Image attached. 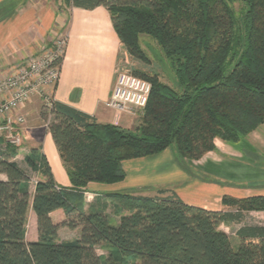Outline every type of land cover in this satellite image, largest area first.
Wrapping results in <instances>:
<instances>
[{
    "label": "trees",
    "instance_id": "trees-1",
    "mask_svg": "<svg viewBox=\"0 0 264 264\" xmlns=\"http://www.w3.org/2000/svg\"><path fill=\"white\" fill-rule=\"evenodd\" d=\"M70 9L108 10L129 54L144 63L140 37L152 38L171 63L176 85L140 74L151 94L135 131L99 124L69 106L45 107L46 122L72 190L59 188L46 157L33 149L31 176L14 162L19 148L0 140V264H114L97 249H113L141 264H264V226L236 232L235 247L221 225L241 224L245 213L264 212V196L223 198L236 212L185 204L172 190L154 196L131 193L108 198L119 223L86 211L89 184L124 182L122 163L175 149L180 161H199L217 139L236 144L264 125V0H60ZM241 2L236 12L234 4ZM30 210L38 240L26 241ZM60 211L63 220L52 214ZM127 212L123 215L122 212ZM60 228L80 229V238L60 241Z\"/></svg>",
    "mask_w": 264,
    "mask_h": 264
},
{
    "label": "crops",
    "instance_id": "crops-1",
    "mask_svg": "<svg viewBox=\"0 0 264 264\" xmlns=\"http://www.w3.org/2000/svg\"><path fill=\"white\" fill-rule=\"evenodd\" d=\"M63 34L68 35V45L60 80L46 92L53 101L76 109L99 124L135 131L139 123L132 116L115 115L107 107L118 77V61L123 46L110 13L104 7L84 10L70 9L60 0H0V78L13 74ZM39 100L34 98L27 106L24 110L26 117L32 116L34 105ZM23 136L28 148L37 149L46 157L56 185L72 190L47 126L41 129L28 125ZM215 146L214 152L199 161L182 162L175 149L124 161V182L114 185L92 183L83 190L87 200L86 211L91 209L112 219L114 211L119 209L108 196L118 193L154 196L160 189L172 190L187 205L215 212H236V209L223 205L224 197L241 200L264 196V125L236 144L217 139ZM34 193L35 187L30 195ZM122 213L127 215V212ZM244 215L245 219L247 216L254 218L264 216V212ZM120 216L112 220L113 224L119 223ZM52 218L61 222L63 214L58 211L52 214ZM245 219L237 226L241 228ZM28 222L31 238L26 241L33 243L38 240V229L32 210ZM230 227L221 225L220 230L229 235L226 229ZM69 230L60 228V241H67L62 236L70 234L72 231ZM76 232L75 239H79L80 229ZM235 234L229 237L233 235L236 238Z\"/></svg>",
    "mask_w": 264,
    "mask_h": 264
},
{
    "label": "built area",
    "instance_id": "built-area-1",
    "mask_svg": "<svg viewBox=\"0 0 264 264\" xmlns=\"http://www.w3.org/2000/svg\"><path fill=\"white\" fill-rule=\"evenodd\" d=\"M67 45L68 35H60L30 58L15 75L0 78V140L5 144L16 148L23 145L24 110L34 98H43L46 107H52L54 101L46 91L53 89L60 80ZM151 89L148 81L120 73L107 107L115 115L139 117L147 107Z\"/></svg>",
    "mask_w": 264,
    "mask_h": 264
},
{
    "label": "rangeland",
    "instance_id": "rangeland-1",
    "mask_svg": "<svg viewBox=\"0 0 264 264\" xmlns=\"http://www.w3.org/2000/svg\"><path fill=\"white\" fill-rule=\"evenodd\" d=\"M234 9L236 10L237 13L240 12V10L242 9L241 2L239 1L236 2L234 4ZM140 47L142 51L146 54L148 58V62L144 63L142 61L133 58L129 54L128 50L123 46L118 61V71H119L118 74L125 73V74H131L136 77H140V74L154 75L159 77V79L163 83L170 86H175L176 79L171 63L165 59L158 44L152 38L143 35L140 37ZM22 67L23 66L18 67L16 70L13 71V74L11 73L7 77H11L15 75ZM34 106L35 107L32 110L34 111L32 116L29 118L26 117V124L23 130H25V128L28 125L36 126L37 128L40 127L41 129H44V127L47 126L46 122L42 119L41 116L42 113L45 112V107H46L45 99L41 98V100L36 101V104ZM142 117L143 116L141 115L139 117H133V118L137 121V123H140ZM33 149L34 148L31 149L28 148V146L25 143V139H23V145L19 148L18 155L14 159V162L17 164V166L31 176V181L29 182L28 185L29 193L33 192V188L36 186V183L39 180V175L36 174L34 170L30 169V167L27 164V156L31 155V151ZM0 180H5V177L0 175ZM115 212L116 211H114V214L112 215V220H116L119 216L118 214H115ZM260 224H264V216H258V217L255 216L254 218L247 216L245 222L241 225V227L247 225H260ZM238 229H240V226L235 225L233 227L226 229V232H228L229 235H231V234H235ZM30 230L31 228L28 222L26 235H25L27 241H29L31 238ZM69 231L72 232H70V234H68L67 236H62L63 240H67V241L77 240L75 239L78 234L76 230H69ZM231 239L233 245L236 247L238 245L237 239L233 235L231 236ZM97 253L98 255H101L106 258H108L112 253L113 254L112 260L114 264H141L140 260L137 257H126L115 252L113 249H108V250L97 249Z\"/></svg>",
    "mask_w": 264,
    "mask_h": 264
}]
</instances>
